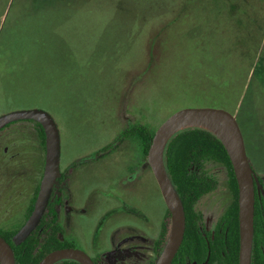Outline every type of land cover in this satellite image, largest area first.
I'll use <instances>...</instances> for the list:
<instances>
[{"label":"rangeland","instance_id":"rangeland-1","mask_svg":"<svg viewBox=\"0 0 264 264\" xmlns=\"http://www.w3.org/2000/svg\"><path fill=\"white\" fill-rule=\"evenodd\" d=\"M261 1L253 9H260ZM232 4L245 5L240 0H0V33L7 18L16 24L15 33L0 42V117L40 110L53 118L60 168L74 164L73 188L86 212L74 217L68 240L90 243L105 220L102 209L116 204L115 196L138 198L146 211L145 219L124 216L123 223H152L164 209L153 178L141 187L131 183L126 192L117 188L142 142L135 135L114 148L129 126L144 125L155 134L182 109H224L236 115L254 169L264 170V14L253 10L238 22ZM32 124L17 122L2 136ZM16 132L11 135L18 147L3 142L0 158L6 146L37 170L39 134ZM128 143L133 147L127 149ZM209 168L220 183L198 205L207 224L232 199L224 168ZM2 179L0 174V227L22 222L15 206L4 215Z\"/></svg>","mask_w":264,"mask_h":264},{"label":"flooded vegetation","instance_id":"flooded-vegetation-1","mask_svg":"<svg viewBox=\"0 0 264 264\" xmlns=\"http://www.w3.org/2000/svg\"><path fill=\"white\" fill-rule=\"evenodd\" d=\"M17 122L19 123V125L22 123L25 124L26 122L32 124L31 122H33V124L35 125L32 128L19 126L18 129L13 128L9 133L2 136V133L5 132V130L10 129V127L12 128L17 124ZM132 126H129L125 130V132ZM13 130L17 131V134L26 133L23 135L29 136L32 131L38 133V125L35 120L32 119L18 120L9 123L0 130V146L4 145L3 142H9L11 147H18L17 144L19 140L15 139L13 135H11ZM135 135L136 134H123L122 139H119V142H116L114 148H119L120 145H123V143L128 141V138L132 137L133 139V136ZM1 157L0 174L3 178L2 181L6 179V199L4 200L3 205L7 207V209H5L4 215H11L13 206H15V210H17L18 214H22V222L18 220L21 224L11 221L10 224H5L3 227H0V234H7L10 232H19L32 215L43 181V168L42 165H40L37 170L32 171L28 168V164L24 156H22L20 153L17 154L16 152L15 154H12L11 152H9V147L6 148V146L3 149V155H1ZM250 164L255 176V201L256 196H258L259 199L262 200V198L264 197V170L258 172L254 169L251 161ZM68 167L69 168L63 171L60 168V173L54 181L51 195L49 197L43 217L41 218L36 228L31 232L32 234L35 230L37 231L36 238H38L40 241L39 248L47 243L50 239V236L55 233L57 239L68 245V247L66 248H74L83 251L91 258L94 264H156L157 260L165 249L171 227V213L164 201L156 179L155 188L157 185V188H159L161 193V200L165 205V207H163L164 209L159 213L157 221L155 220L152 223H148L145 225L139 224L136 221L128 223L124 221L123 223L122 217L124 216L134 217L136 220H140V218L145 219V216H147L146 211L143 212L142 206H128L129 198L133 199L131 197L124 196L123 198H119L115 196L116 204L102 209V214L99 213L105 218V220L102 221L99 229H94V236L91 235L90 237L91 242H85V244L82 245L75 240L70 241L67 239L71 234V225L73 226L75 224L74 217L77 216V214L81 215L86 213L84 211L85 209L83 208L82 202L78 197L79 195L77 196V194L75 193V189L73 188L75 186H73V182H76V180L78 181V178H74L73 175L75 166L74 164H70ZM125 167L126 172H131L130 170H132L133 168L138 169V160L133 159ZM215 178L218 180L216 189L203 196L197 202L196 212L199 216V218L197 219V224L199 227L200 236L208 245L211 243L209 239L213 240V245L215 247L214 257H218V249L220 248L222 250L223 247L226 248L228 246V211L234 201V198L231 193V202L226 206L223 212H221V214L216 219L210 221V224L206 223L207 220L204 218L202 212L198 209V205L204 197L212 194L218 189L220 181L216 176ZM131 183H134V186L141 187L145 185L146 181H144L143 179H139L136 182L130 181V183L126 182V184H124L120 180L118 181L117 188H119V191L126 192L125 189H127V187H129ZM114 190L117 191V189ZM106 195V198H108V194ZM136 201L141 203L140 199L138 200V198L136 199ZM19 211L21 213H19ZM222 255L223 257L221 260L223 262V260L226 259V256L225 253H223ZM201 257V254L197 255L198 259H200ZM180 264L199 263L198 260L186 258L183 262L181 260ZM200 264H207V261L201 262Z\"/></svg>","mask_w":264,"mask_h":264},{"label":"trees","instance_id":"trees-1","mask_svg":"<svg viewBox=\"0 0 264 264\" xmlns=\"http://www.w3.org/2000/svg\"><path fill=\"white\" fill-rule=\"evenodd\" d=\"M245 5H231L230 10L235 13L237 21L240 22L248 16V12L256 11L258 14L263 10L264 2L260 9L253 6L259 2L254 0H240ZM256 1V0H255ZM241 8V9H240ZM246 12V13H245ZM237 13V14H236ZM262 14V15H263ZM239 16V17H238ZM242 19V20H241ZM242 26V25H241ZM16 24L12 19L7 18L0 33V42L7 35L14 34ZM38 125L40 145L46 149V134L43 126L35 120ZM125 135L136 134L142 141L145 155L148 156L154 134H151L144 125H134L130 127ZM164 162L167 174L176 190L185 210L186 229L184 241L173 261V264H180L187 258L198 260V263L207 264H239L240 252V224H239V187L232 162L231 155L223 141L214 133L205 128H185L174 134L168 141L165 152ZM216 165L224 168L227 176L229 188L234 201L228 211L229 237L228 246L218 249V257L215 255V247L212 239L208 245L200 236L196 212L197 202L206 194L214 191L218 180L209 166ZM38 193V190H37ZM37 195V194H36ZM39 195V194H38ZM32 209V208H31ZM31 212V211H30ZM43 217V216H42ZM18 232L0 234L12 246L15 264H39L40 261L49 253L57 249L68 247L67 244L57 239L56 234L41 248L39 239L36 238L35 230L20 244L14 241ZM223 253L226 259L222 262ZM201 254L198 259L197 255ZM57 264H80L72 259L63 260ZM251 264H264V197L262 200L256 196L255 218H254V237L252 246Z\"/></svg>","mask_w":264,"mask_h":264},{"label":"water","instance_id":"water-1","mask_svg":"<svg viewBox=\"0 0 264 264\" xmlns=\"http://www.w3.org/2000/svg\"><path fill=\"white\" fill-rule=\"evenodd\" d=\"M214 115L223 117L228 125L231 140L234 148V156L231 153L227 144L218 136L227 147L232 162L234 165L238 187H239V224H240V252L239 264H251L252 246L254 237V218H255V176L251 167L244 137L235 114L224 109L217 108H187L182 109L173 114L167 119L154 134L150 149L148 151V165L150 166L153 175L159 185L164 201L171 213V227L169 237L165 249L156 264H172L175 255L177 254L185 234L186 216L183 204L172 185V182L167 174L164 152L170 138L165 143L162 152L163 169L159 166L160 147L163 138L168 133L170 128L183 118L190 116ZM32 119L38 121L44 128L46 134V172L40 188L38 200L34 211L27 223L20 229L15 236L16 244L23 242L30 233L39 224L49 197L55 179L59 174V159H60V138L56 125L47 113L40 110H24L15 111L5 114L0 117V130L9 123L18 120ZM199 128V127H191ZM204 129V128H203ZM207 130V129H206ZM181 131V130H180ZM210 131V130H209ZM179 132V131H178ZM247 204V214L244 218V204ZM176 225L177 230L173 243L169 246V239L173 232V227ZM72 259L81 264H94L91 258L81 250L74 248H65L55 250L46 255L39 264H57L63 260ZM0 264H15L14 252L11 245L0 236Z\"/></svg>","mask_w":264,"mask_h":264},{"label":"bare ground","instance_id":"bare-ground-1","mask_svg":"<svg viewBox=\"0 0 264 264\" xmlns=\"http://www.w3.org/2000/svg\"><path fill=\"white\" fill-rule=\"evenodd\" d=\"M190 127L205 128V129H208V130L214 132L227 144L231 153L234 156V148H233V143L231 140L229 128H228L226 120L223 117L214 116V115L190 116V117L183 118L180 121H178L177 123H175L170 128V130L165 135V137L163 138L162 143H161V147H160L159 160H158L160 168L163 169L162 152H163V148H164V145L167 142V140L174 133H176L182 129L190 128ZM246 214H247V204H246V200H245L244 218L246 217ZM176 230H177V227H176V225H174L172 235L169 239V246L174 241Z\"/></svg>","mask_w":264,"mask_h":264},{"label":"crops","instance_id":"crops-1","mask_svg":"<svg viewBox=\"0 0 264 264\" xmlns=\"http://www.w3.org/2000/svg\"><path fill=\"white\" fill-rule=\"evenodd\" d=\"M137 142V140H135ZM140 148H139V152L136 155H134V159L138 160V171L140 170V173L135 175L132 173V172H129V174L127 173L126 175L123 176V178L121 179V182L126 184L127 183H130V181H138L139 179H143L144 181L148 182L150 179L149 178H153L154 181H155V177L150 169V166L148 165V161H147V158L145 157V150H144V147H143V144L142 142H140ZM131 147H133V145L131 144V146L129 147V143L127 145V149H130ZM137 147H134L135 150ZM46 159H47V150H43L42 148V168H43V178L44 179V176H45V172H46ZM70 165V164H69ZM59 173H60V165H59ZM59 175V174H58ZM131 175V176H130ZM129 188L130 187H127V189H125L126 191H129ZM96 189H99V190H102V189H105V188H102V187H98ZM98 190V191H99ZM81 196L79 194V199L81 200ZM89 198H92L91 196ZM129 205L128 206H132V207H141V203L137 202L136 200L134 199H130L129 198Z\"/></svg>","mask_w":264,"mask_h":264}]
</instances>
